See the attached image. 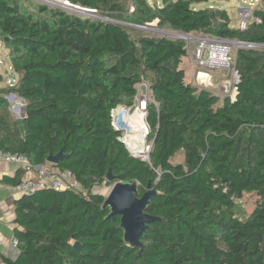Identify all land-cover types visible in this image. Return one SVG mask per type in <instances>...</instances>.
<instances>
[{
    "label": "trees",
    "instance_id": "16d2710c",
    "mask_svg": "<svg viewBox=\"0 0 264 264\" xmlns=\"http://www.w3.org/2000/svg\"><path fill=\"white\" fill-rule=\"evenodd\" d=\"M95 16L41 0H0V44L14 83L0 87V152L36 166L62 148L59 170L81 190H40L15 203L18 255L6 264H264V48L234 49L236 99L187 82V42L130 25L169 28L264 45L261 23L232 26L226 9L207 0H64ZM133 8V10H131ZM99 17V18H97ZM107 19L113 20L109 21ZM147 82L150 161L134 157L113 127V111L132 106ZM25 103L15 118L7 96ZM181 158L178 160L177 158ZM114 182L155 194L145 212L159 217L141 246L124 238L121 217H109ZM25 170L2 182L18 186ZM258 200L250 213L239 205ZM80 244V249L75 244Z\"/></svg>",
    "mask_w": 264,
    "mask_h": 264
},
{
    "label": "built area",
    "instance_id": "2783aa9c",
    "mask_svg": "<svg viewBox=\"0 0 264 264\" xmlns=\"http://www.w3.org/2000/svg\"><path fill=\"white\" fill-rule=\"evenodd\" d=\"M246 7L239 9L238 28L246 30L251 22L261 23V19L254 15L258 8L259 0H242ZM96 13V10L89 9ZM133 10V8L131 9ZM113 21V20H110ZM148 27H153V24ZM157 29V28H156ZM159 30V29H158ZM163 32V31H162ZM159 34H163V33ZM187 47L193 54L197 67V78L194 85L202 86L212 91L221 89V93L236 99L238 84L240 82L239 72L234 67L235 56L233 47L234 41L213 36V35H187L185 41ZM191 40V41H190ZM190 43V45H188ZM250 48H264V45L247 43ZM199 78V80H198ZM220 80L221 84L214 87L212 82ZM156 102L152 98L150 85L143 82L139 85V94L132 106H119L113 111L112 124L116 131L121 133L120 140L126 145L129 152L142 161H150L152 142L149 141L151 128L147 122V109L149 104ZM141 116V122L135 117ZM0 158L7 163H16L23 170L27 169L32 175L26 176L18 185L22 195H31L40 190L54 189L81 190L79 181L70 170H59L41 165H32L29 160L21 154L0 152ZM50 164V163H48ZM12 244L17 246V240L13 239ZM2 242L0 240V248Z\"/></svg>",
    "mask_w": 264,
    "mask_h": 264
},
{
    "label": "water",
    "instance_id": "95a60500",
    "mask_svg": "<svg viewBox=\"0 0 264 264\" xmlns=\"http://www.w3.org/2000/svg\"><path fill=\"white\" fill-rule=\"evenodd\" d=\"M52 4H57L64 8H72L75 9L76 12H81L87 15L95 16L94 12L81 8L79 6L73 4H64L58 3L56 1H51ZM68 3V1H67ZM96 17V16H95ZM99 18V17H97ZM110 21V19H107ZM132 27H136L139 29H143L150 32H162L163 30H158L153 27L147 26H138V25H130ZM165 35H170L176 39L185 40L187 34L183 33H173L168 31L162 32ZM237 48L240 47H248L247 43L234 41ZM11 97H15L14 94L10 95ZM21 100V98H19ZM25 116V106L22 107L21 116L23 118ZM121 141V140H120ZM122 142V141H121ZM67 155L65 154L64 148L60 150V152L56 155H50L47 159V162L52 165H58L63 159H65ZM115 177L111 169H109L107 174V181L114 182ZM138 184L134 182L132 184L123 183V182H114L112 187L110 188L109 193L106 195V200L104 202V207H109L111 209V213L109 217L120 216L121 217V227L124 230V238L125 241L131 244L134 247L141 246V238L144 234L145 230L149 227L151 223L156 220H159V217L152 216L145 212V208L149 203L150 198L155 194V190L151 189V186H148L147 191L141 196L138 197ZM75 247L80 249V244L76 243Z\"/></svg>",
    "mask_w": 264,
    "mask_h": 264
},
{
    "label": "crops",
    "instance_id": "0c3cea01",
    "mask_svg": "<svg viewBox=\"0 0 264 264\" xmlns=\"http://www.w3.org/2000/svg\"><path fill=\"white\" fill-rule=\"evenodd\" d=\"M229 16L232 19L230 13ZM232 26L238 27L237 24H232ZM233 54H235L234 49ZM181 68L185 71L187 82L194 84L195 79L197 78V67L193 59V54L190 50H188L187 56L183 58ZM213 82H215L217 86H220L221 84L220 80H215ZM20 169L21 167L16 163H7L0 158V240L2 242V246L0 248V264H6L3 261V257L15 259L18 255L17 246L12 244V240L15 239L14 231L15 228H17V224L15 223V203L21 198L22 194L20 193L18 186H9L4 184L2 179L4 177H15L17 171ZM24 170L25 174L23 175V179L26 176L28 177L32 175L31 173L27 174V169Z\"/></svg>",
    "mask_w": 264,
    "mask_h": 264
},
{
    "label": "rangeland",
    "instance_id": "374dc122",
    "mask_svg": "<svg viewBox=\"0 0 264 264\" xmlns=\"http://www.w3.org/2000/svg\"><path fill=\"white\" fill-rule=\"evenodd\" d=\"M44 2L52 3L51 1H56L58 3H64V4H71L67 3L64 0H41ZM150 4H154L155 2L160 4L162 0H147ZM258 7L262 4V0H259L257 3ZM247 4L244 3L242 0H207L204 3L198 5V8H206V7H217V8H224L226 9L231 17H232V24L239 25V9L240 7H246ZM68 9H72L71 7ZM72 11H76L75 9ZM81 13V12H80ZM96 14V13H95ZM87 15V14H86ZM154 27H156V23L153 24ZM164 31L173 32L176 33V31L171 30L169 28H164ZM155 33V32H154ZM159 33H161L159 31ZM194 35V34H191ZM195 36V35H194ZM191 41V40H190ZM188 43V41L186 40ZM191 42H189L188 45H190ZM234 49L236 46L233 47ZM187 67V66H186ZM16 78L15 75H13L11 62L8 57V51L4 46L0 44V87L7 86L8 84L14 83V79ZM199 80V78H198ZM215 81V80H214ZM216 85V84H215ZM214 92L221 93V89H215ZM11 95V94H10ZM10 95L7 96V100L10 105V110L12 115L15 118H20L21 116V110L22 107L25 105L24 101L17 96L11 97ZM178 160H181V158H177ZM51 164H48V166ZM112 187V186H111ZM111 187H101L98 188L97 191L103 192L104 194H108ZM258 200V197L255 194H246L244 197L238 201L241 208L244 209L246 213H250V211L253 209L255 202Z\"/></svg>",
    "mask_w": 264,
    "mask_h": 264
},
{
    "label": "bare ground",
    "instance_id": "6f19581e",
    "mask_svg": "<svg viewBox=\"0 0 264 264\" xmlns=\"http://www.w3.org/2000/svg\"><path fill=\"white\" fill-rule=\"evenodd\" d=\"M74 10V9H73ZM212 85L216 88V87H218L217 86V84L215 85V82H212ZM135 119H136V121H138V122H141V116L140 115H138L137 117H135Z\"/></svg>",
    "mask_w": 264,
    "mask_h": 264
},
{
    "label": "clouds",
    "instance_id": "9594fccd",
    "mask_svg": "<svg viewBox=\"0 0 264 264\" xmlns=\"http://www.w3.org/2000/svg\"><path fill=\"white\" fill-rule=\"evenodd\" d=\"M80 7V6H79ZM82 8V7H81ZM86 9H88V8H86ZM187 35H189V34H187ZM52 165V164H51Z\"/></svg>",
    "mask_w": 264,
    "mask_h": 264
}]
</instances>
